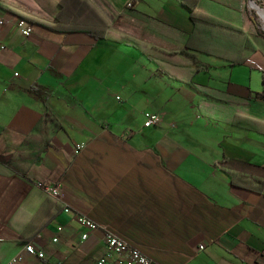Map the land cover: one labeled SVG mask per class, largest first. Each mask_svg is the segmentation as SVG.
<instances>
[{
    "label": "crops",
    "instance_id": "obj_1",
    "mask_svg": "<svg viewBox=\"0 0 264 264\" xmlns=\"http://www.w3.org/2000/svg\"><path fill=\"white\" fill-rule=\"evenodd\" d=\"M88 1L114 31L168 50L191 33L203 69L182 80L121 37L32 23L24 36L0 8V264L14 254L16 264H91L106 248L97 230L80 238L77 213L157 264H260L264 35L240 0ZM192 8L241 33L193 28ZM238 8L237 23L226 19ZM143 111L159 121L143 126ZM45 113L44 149L21 176L4 159L38 147L23 138L40 131ZM40 181L56 184L60 198ZM24 243L42 258L23 253ZM105 264L128 263L111 254Z\"/></svg>",
    "mask_w": 264,
    "mask_h": 264
},
{
    "label": "trees",
    "instance_id": "obj_2",
    "mask_svg": "<svg viewBox=\"0 0 264 264\" xmlns=\"http://www.w3.org/2000/svg\"><path fill=\"white\" fill-rule=\"evenodd\" d=\"M259 6L263 8L262 5ZM0 8L16 17L23 18L29 23L55 31L81 30L86 31L95 38L107 36L124 38L132 42L147 58L159 61L165 71H168L167 68L173 69L174 73L179 74L182 80H187L194 72L203 69V66L190 50L189 38L191 33L188 34L181 48L168 50L114 31L110 28L108 20L88 0H0ZM189 19L193 23V28H196V25L205 24L221 30L241 33L240 30H235L233 26L222 20L206 16L198 8L189 10ZM245 40L247 41V39ZM40 118V131L25 134L23 138L24 140H37L39 142L38 147L29 149L17 157L10 155L4 159L7 168L21 176L25 175L27 168L33 161V157L39 155L45 146L41 142L46 136L50 118L47 113Z\"/></svg>",
    "mask_w": 264,
    "mask_h": 264
},
{
    "label": "built area",
    "instance_id": "obj_3",
    "mask_svg": "<svg viewBox=\"0 0 264 264\" xmlns=\"http://www.w3.org/2000/svg\"><path fill=\"white\" fill-rule=\"evenodd\" d=\"M127 5H129V3H127ZM14 26L19 31V33L24 36L28 35L31 31V24L20 17H16ZM1 48H3L2 44H0V49ZM251 63L253 62L251 61ZM257 68L260 69L258 66ZM259 98L261 102L264 103V87L259 92ZM142 115L144 118L142 123L143 126H150L156 124L159 121L158 115L154 112L143 111ZM84 146L85 142L83 141L74 143L72 148L74 158L78 156ZM36 185L46 195L56 199L60 198L59 190L56 184L40 181L37 182ZM62 210L64 212L70 211L67 206H63ZM74 219L77 225L83 230V232L80 234L81 239L86 237L87 231L97 230L101 234V239L105 245L106 252L102 256L95 259L91 264H105L111 254L124 257V260L127 261L128 264H157L147 255H145L138 247L131 245L122 237H120L109 225L96 223L84 214L80 213L74 214ZM52 241H56V237H53ZM22 251L23 253L33 256L36 259H40L43 256V252L34 248L30 243H24L22 246ZM20 259V254H14L9 257L4 264H16ZM117 263H120L119 259L117 260ZM260 264H264V255L260 261Z\"/></svg>",
    "mask_w": 264,
    "mask_h": 264
},
{
    "label": "rangeland",
    "instance_id": "obj_4",
    "mask_svg": "<svg viewBox=\"0 0 264 264\" xmlns=\"http://www.w3.org/2000/svg\"><path fill=\"white\" fill-rule=\"evenodd\" d=\"M254 1L253 0H240V5H242L243 11L247 14L248 20L253 22L254 32L257 34L264 35V14H263L264 13V0H254ZM259 5H262L263 8L260 7ZM237 11H238L239 17L234 15V11H230L229 9L226 12L223 11V14L226 17V19H228L229 21L236 22L241 16L239 8ZM223 20H225V18ZM217 30H220V29L217 28ZM256 43L257 42H254V44L257 46L258 44ZM261 46L262 45L260 43L259 47ZM253 65L256 68L255 62H253Z\"/></svg>",
    "mask_w": 264,
    "mask_h": 264
},
{
    "label": "bare ground",
    "instance_id": "obj_5",
    "mask_svg": "<svg viewBox=\"0 0 264 264\" xmlns=\"http://www.w3.org/2000/svg\"><path fill=\"white\" fill-rule=\"evenodd\" d=\"M264 14V13H263Z\"/></svg>",
    "mask_w": 264,
    "mask_h": 264
}]
</instances>
